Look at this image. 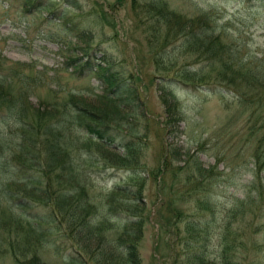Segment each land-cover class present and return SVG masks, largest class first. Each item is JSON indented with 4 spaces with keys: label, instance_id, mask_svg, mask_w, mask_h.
Returning <instances> with one entry per match:
<instances>
[{
    "label": "rangeland",
    "instance_id": "rangeland-1",
    "mask_svg": "<svg viewBox=\"0 0 264 264\" xmlns=\"http://www.w3.org/2000/svg\"><path fill=\"white\" fill-rule=\"evenodd\" d=\"M160 1L183 19L211 11L208 32L216 33L228 24L239 44L240 57L245 62L261 57L264 12L256 10L251 0H0V77L8 76L17 82L16 77L24 80L26 75L23 90L18 92L21 83H14L15 95L0 102L2 111H7V104L14 108L9 119L0 115V129L8 133V128H33L29 126L41 119L49 137L59 143L55 151L61 156L60 145L70 137L71 142H67L74 150L70 160L80 173L81 184H85L90 208L107 215L115 226L117 209L125 204L141 206L145 222L137 250L142 264H173L169 253L174 247L183 250L179 235L185 233V221L199 223L206 219L211 222L203 242L204 264H220V236L225 222L232 217L230 228L239 236L237 250L242 254V264H252L260 255L254 242L262 240L263 228L255 217L254 223L249 221L251 207L256 204L264 214V163L257 168L258 176H254L247 109L238 104L230 88L211 81L191 85L171 78L190 59L170 43L172 54L166 58H173L161 63L157 47L150 44L154 36L147 34V7ZM105 57L116 62L115 69L125 70L127 84L119 83V76H109ZM125 90H130L132 96ZM219 90L225 96L219 95ZM106 94L112 101L103 97ZM70 96L93 110L98 109L97 105L110 108V115L121 125L125 123L122 118L130 120L132 115L133 120L147 123L146 135L137 145L138 161L125 158L122 162L133 163V172L106 166L105 160L121 163L112 159L114 154L124 153L120 140L104 147L91 144L86 150L85 130L72 121L68 111L72 108ZM24 117L26 122L21 121ZM122 132L126 133V129ZM59 135L63 140H58ZM164 162H168L166 167ZM198 163L203 169H214L203 184L196 181L197 176L202 177ZM133 196L139 201H129ZM108 200L116 207L114 212L108 209ZM238 203L245 205V214H238ZM177 217L182 219L178 224ZM116 231L117 228L106 230L107 241L113 240ZM96 242L94 236L87 238L90 246ZM106 246L116 260L119 252L114 243ZM39 251L49 264L63 262L62 253L49 244L43 243ZM90 254L82 251L88 264H99ZM11 261L10 255L0 256V264H12Z\"/></svg>",
    "mask_w": 264,
    "mask_h": 264
},
{
    "label": "trees",
    "instance_id": "trees-1",
    "mask_svg": "<svg viewBox=\"0 0 264 264\" xmlns=\"http://www.w3.org/2000/svg\"><path fill=\"white\" fill-rule=\"evenodd\" d=\"M251 1L256 10L264 12V0ZM147 8L150 11L149 15L145 17V23L150 26V28H148L150 32L147 31V34L151 33V35L154 36V39L150 40V44H152L153 47H157L158 50L156 55L160 56V62L165 63L164 60L173 58H166V56L172 54L169 50L170 46H168L170 43H175L174 47L178 48L182 54L188 56L187 58L190 59L189 64H182L179 69H176L173 72L175 74H173L174 76H171V78L181 83L184 82L191 85H201L211 81L225 89L230 88L233 90V94L236 95V101L238 104L242 105L244 109H247L246 117L249 122L247 127L249 141L250 143H253L251 147V155L255 163L254 167H256L253 175L257 177V168L264 163V50L261 57L251 58L249 61L245 62V60L239 55V44L235 42V38H233L232 33H230V27L228 24L221 27L216 33H214L213 30H209V32L207 31L211 23L210 15L208 14L211 11H206L207 13H199L197 18L189 17L183 19L180 13L169 9L165 1H160L154 5L149 4V7ZM212 17L213 15L211 18ZM169 40L170 42L168 43ZM103 59L107 62L109 60L107 57ZM15 63L16 62H14V64ZM82 66H84V64ZM0 67H3L1 62ZM106 67L105 70H108L109 76L110 74L119 76V83L123 81L126 82V84L128 83L127 77L129 76L126 75L127 73H125V70L114 69V66L109 67V65ZM109 76H107V78ZM161 79L163 80L164 76L161 77ZM16 80L21 83L17 88V91L20 92L23 90L24 85L22 83L26 81V75L24 76V80L21 77H16ZM17 82L10 79L8 76L0 77V85L3 86L2 90H0V96L3 94V96L0 97V102L8 98L10 95H15L13 86L14 83ZM125 91V94L127 91L130 93L129 95H126L132 96L130 90ZM224 94L225 93L222 91L219 92V95ZM103 97H106V100L112 101L108 94ZM74 100L75 99L72 96L69 97L72 108L68 109V111L71 113L72 121L77 125L79 124V127L82 126L81 128L85 130L86 136L84 137L85 141L83 146L86 149L91 148L93 145L102 147L107 145L110 146L116 140H120L122 141L121 144L125 150L121 155L114 154V157L112 158L113 161L118 160V162L122 163L124 162L123 159L127 158L133 162L131 159H136L138 157L139 153L137 154V145L141 142L143 136L146 135L144 130L147 129V123L144 124L139 120H133L132 117L135 115H132L128 121L125 120V118L122 119V121L125 122V124H122L124 127L122 128L120 127L122 126L120 124L121 121H115L116 119L113 120V115H110V108L97 105L100 110L97 109L93 111L88 105H84L77 100L74 102ZM9 101L10 99H7V102ZM12 105L7 104V106H5L8 108L7 111H2L0 109V115H4V119L10 118L9 115H11V112L14 110ZM115 111L116 110L113 112L116 113ZM25 116L27 115L25 114ZM24 120L26 122L27 118H21V121ZM36 121L37 124L34 123L31 126L33 128L18 129V127H13L12 129H7V131H9L8 133H5L0 129V256L3 257L10 255L13 260L11 261L12 264H49L41 256L39 251L42 244L48 242L45 244H51V246L57 251H60L64 256L61 264H88L87 259L82 257V251L85 253H91L90 255L92 258H95V261L99 264H142L136 247L137 240L142 236V225L144 221L141 206H139V204H125L120 208L122 212L119 209H117L119 212H117V210L114 212L116 207L112 205L113 202L111 203L108 200V209L113 211L116 217H119L116 218L117 223L115 226L108 221L107 215H102L96 208H90V205L86 204L88 202V196L84 190L85 184H81L80 179H78L80 178V173L76 170L73 162L70 160L71 153L72 151L74 152L73 148L67 142H71L70 137L65 138L64 143L60 145L63 149L59 150L63 153L62 156L58 154L55 156V149L56 146L58 147L59 143L56 142V139L54 142L52 138L48 136L49 133L47 128L44 126V122L41 121V119ZM123 129H126L125 134L122 132ZM112 132L114 134H112ZM58 138L62 139V135H59ZM66 161L68 162L65 163ZM136 161L138 160L136 159ZM107 162V167L116 166L115 168L119 169L122 166H128L129 168L131 167L130 169L132 170L135 169L133 168V163L121 164L105 160V163ZM167 165L168 162H164V166L166 167ZM197 168L201 174L199 176H202H197L196 181L198 184L206 182V178L211 177L214 172V169H203L199 163L197 164ZM72 169L78 173L75 175ZM58 175L60 177H58ZM66 182L67 185H65ZM62 185L65 187H59ZM69 186L73 190H71ZM37 192L41 195H36ZM257 192L259 196H261V192L258 190ZM9 198H12L13 200H10ZM38 198L40 199L38 200ZM14 201L17 202L15 203ZM129 201L135 202L139 200L133 196L129 198ZM199 201H201L200 198H198V202ZM236 206L238 208L241 206L239 212L245 214V205L238 203ZM233 211H235V208ZM251 212L252 217L249 223H254L255 221L253 219L255 217V219L258 220L257 223H261L263 228L262 240L254 242V244L257 243L258 249L261 250L260 255L258 254L254 257L252 264H264V214L261 211L259 204H256L255 207L252 206ZM89 214H92L91 218ZM119 214L121 215L119 216ZM177 215H180V213L178 212ZM94 217L96 220H94ZM181 220L180 217H177L175 223L178 224ZM90 221H93V223L89 224ZM205 221H198L200 224L192 220L185 221V233L184 235H179L181 236L179 238L184 244V248L181 251L174 247L171 249V253H169V257L173 258V260L171 259L173 264L177 261L179 264H204V262H206L204 261L206 246L203 241L208 238L206 232H208L207 222L209 220L206 219ZM139 222H142L141 225ZM204 222L205 227H202L204 226L202 225ZM231 222L232 218L225 222L223 233L220 236V250L218 253L220 264H242V254L237 250L238 245L241 242H239L237 232L230 228ZM45 224L48 225L44 227ZM116 228L117 231L113 240L107 241L106 230L114 229L115 231ZM177 229H180V225H177ZM201 231L204 232L203 236H200L202 233ZM178 233L179 232L176 234ZM91 236L97 238L96 245L94 246H90V244L87 243V238ZM108 242L114 243L115 248L119 252L118 256L115 255L116 260L110 255L113 253L112 249H107L106 245ZM76 245L78 248L76 247L72 252L69 251ZM173 245L175 246V243ZM249 262L251 263V261Z\"/></svg>",
    "mask_w": 264,
    "mask_h": 264
},
{
    "label": "bare ground",
    "instance_id": "bare-ground-1",
    "mask_svg": "<svg viewBox=\"0 0 264 264\" xmlns=\"http://www.w3.org/2000/svg\"><path fill=\"white\" fill-rule=\"evenodd\" d=\"M31 5H32V4H31ZM107 57H109V56H107ZM90 59H91V58H90ZM107 59H108V58H107ZM113 59H114V58H113ZM115 59H116V58H115ZM97 63H98V62H97ZM106 64H107L106 66L109 65V67H110V66H114V67L116 66V62L113 61V60L110 59V58H109L108 62H106ZM96 67H97V66H96ZM106 68H107V67H106ZM114 69H115V68H114ZM99 70H100V69H99ZM197 72H198V71H197ZM206 72H207V71H206ZM95 73H96V72H95ZM97 73H98V72H97ZM204 73H205V72H204ZM208 73H209V72H208ZM208 73H207V74H208ZM198 74H200V73H198ZM205 74H206V73H205ZM100 75H101V74H100ZM100 75H99V76H100ZM243 83H244V82H243ZM245 83H246V82H245ZM173 86H174V84H173ZM243 86H245V85H243ZM168 87H169V86H168ZM246 87H247V86H246ZM175 89H176V88H175ZM176 90H177V89H176ZM219 91H220V90H219ZM172 92H173V91H172ZM174 92H175V91H174ZM220 92H221V91H220ZM180 93H181V92H180ZM180 93H179V94H176V95H180ZM216 94H217V93H215V95H216ZM181 95H182V94H181ZM218 96H219V95H218ZM221 96H222V95H221ZM224 96H225V95H224ZM82 98H83V97H82ZM220 98H221V97H220ZM74 99H75V98H74ZM80 99H81V98H80ZM126 99H127V100H130V101L134 100V99H129L128 97H127ZM180 99H181V97H180ZM75 100H76V99H75ZM75 100H74V102H75ZM80 101H81V100H80ZM80 101H79V102H80ZM119 102H120V101H119ZM124 103H126V102H124ZM78 104H79V103H78ZM78 104H77V106H78ZM127 105H128V104H127ZM91 111H92V110H91ZM93 111H94V110H93ZM96 113H97V112H96ZM101 114H102V113H101ZM95 115H96V114H95ZM91 116H92V114H91ZM98 116H99V115H98ZM113 116H114V115H113ZM88 118H89V117H88ZM92 118H93V117H92ZM92 118H91V119H92ZM102 118H103V117H102ZM89 119H90V118H89ZM111 119H112V118H111ZM117 119H118V118H117ZM122 119H123V118H122ZM63 120H64V119H63ZM82 120H83V119H82ZM86 120H87V119H86ZM102 120H103V119H102ZM105 120H106V119H105ZM105 120H104V121H105ZM113 120H114V119H113ZM92 121H93V120H92ZM127 121H128V120H127ZM168 121H169V120H168ZM168 121H167V123H168ZM29 122H30V121H29ZM60 122H61V121H60ZM65 122H66V121H65ZM96 122H97V121H96ZM119 122H120V121H119ZM53 123H54V122H53ZM55 123H56V122H55ZM110 123H111V122H110ZM110 123H109V124H110ZM113 123H114V122H113ZM113 123H112V124H113ZM2 124H3V123H2ZM23 124H25V123H23ZM72 124H73V123H72ZM75 124H76V123H75ZM83 124H84V123H83ZM124 124H125V123H124ZM6 125H7V124H6ZM13 125H14V123H13ZM78 125H79V124H78ZM107 125H108V124H107ZM126 125H127V124H126ZM126 125H125V126H126ZM86 126H87V125H86ZM114 126H115V125H114ZM122 126H123V125H122ZM122 126H121V127H122ZM12 127H13V126H12ZM29 127H31V126H29ZM81 127H82V126H81ZM94 127H95V126H94ZM118 127H119V126H118ZM72 128H73V127H72ZM83 128H84V127H83ZM88 128H89V127H88ZM10 129H11V128H10ZM18 129H19V128H18ZM81 129H82V128H81ZM110 129H112V128H110ZM110 129H109V130H110ZM118 129H119V128H118ZM89 130H90V129H89ZM128 130H129V129H128ZM12 131H13V130H12ZM65 131H66V130H65ZM110 131H111V130H110ZM113 131H114V130H113ZM133 131H134V130H133ZM8 132H9V131H8ZM20 132H21V131H20ZM135 132H136V130H135ZM87 133H88V131H87ZM136 133H137V132H136ZM19 134H21V133H19ZM26 134H27V133H26ZM47 134H48V133H47ZM112 134H114V133L112 132ZM116 134H117V133H116ZM123 134H125V133H123ZM121 135H122V134H121ZM128 135H129V134H128ZM16 136H17V135H16ZM48 136H49V135H48ZM126 136H127V135H126ZM130 136H131V135H130ZM95 137H96V136H95ZM119 137H121V136H119ZM138 137H139V136H138ZM101 138H102V137H101ZM101 138H100V139H101ZM122 138H123V137H122ZM135 138H136V137H135ZM53 139H54V138H53ZM93 139H94V138H93ZM93 139H92V140H93ZM26 140H27V139H26ZM54 140H55V139H54ZM58 140H59V138H58ZM101 140H102V139H101ZM122 140H123V139H122ZM86 141H87V140H86ZM108 141H109V140H108ZM13 142H14V141H13ZM104 142H105V141H104ZM110 142H111V141H110ZM135 142H136V141H135ZM29 143H30V142H29ZM29 143H28V144H29ZM95 143H96V142H95ZM107 143H108V142H107ZM111 143H112V142H111ZM111 145H112V144H111ZM28 146H29V145H28ZM97 146H98V145H97ZM58 148H59V147H58ZM78 149H79V148H78ZM167 149H168V148H167ZM62 150H63V149H62ZM86 150H87V149H86ZM86 150H85V151H86ZM23 151H24V150H23ZM28 151H29V150H28ZM34 151H35V150H34ZM85 151H82V152H85ZM97 151H98V150H97ZM162 151H163V150H162ZM80 152H81V151H80ZM126 152H127V151H126ZM169 152H170V151H169ZM169 152H168V153H169ZM3 153H4V152H3ZM38 153H39V152H38ZM85 153H86V152H85ZM93 153H94V152H93ZM62 154H63V153H62ZM263 154H264V153H263ZM52 155H53V154H52ZM56 155H57V154H56ZM56 155H55V156H56ZM58 155H59V154H58ZM79 155H80V154H79ZM124 155H125V154H124ZM49 156H50V155H49ZM64 156H65V155H64ZM64 156H63V157H64ZM164 156H165V155H164ZM32 157H33V156H32ZM52 157H53V156H52ZM66 157H67V156H66ZM261 157H262V156H261ZM263 157H264V155H263ZM37 158H38V157H37ZM40 159H41V158H40ZM67 159H68V158H67ZM166 159H167V158H166ZM27 160H28V159H27ZM49 160H50V159H49ZM259 160H260V159H259ZM18 161H19V160H18ZM53 161H54V160H53ZM261 161H262V160H261ZM0 162H1V161H0ZM14 162H15V161H14ZM19 162H20V161H19ZM67 162H68V161H66L65 163H67ZM71 162H72V161H71ZM141 162H142V161H141ZM59 163H60V162H59ZM258 163H259V162H258ZM8 164H10V163H8ZM21 164H22V163H21ZM30 165H31V164H30ZM58 165H59V164H58ZM77 165H78V164H77ZM12 166H13V165H12ZM18 166H19V165H18ZM25 166H26V165H25ZM34 166H35V164H34ZM34 166H33V167H34ZM10 167H11V166H10ZM14 167H15V166H14ZM26 167H27V166H26ZM130 168H131V167H130ZM130 168H129L128 166H122V167H121V169H123V170H127V171L129 170V171L132 172L133 170L130 169ZM133 168H135V167H133ZM138 168H139V167H138ZM60 169H61V168H60ZM66 169H67V167H66ZM78 169H79V167H78ZM144 169H145V168H144ZM30 170H31V169H30ZM56 170H57V169H56ZM62 170H63V168H62ZM142 170H143V169H142ZM69 171H70V170H69ZM139 171H140V170H139ZM4 172H5V171H4ZM34 172H35V171H34ZM64 172H65V171H64ZM0 173H1V172H0ZM43 173H44V171H43ZM54 173H55V172H54ZM77 173H78V172H77ZM140 173H141V172H140ZM22 174H23V173H22ZM24 174H25V173H24ZM33 174H34V173H33ZM50 174H51V173H50ZM143 174H144V173H143ZM46 175H47V174H46ZM51 175H53V174H51ZM13 176H14V175H13ZM15 176H16V175H15ZM36 176H37V175H36ZM40 176H41V175H40ZM20 177H21V175H20ZM45 177H46V176H45ZM58 177H60V176L58 175ZM71 177H72V176H71ZM63 178H64V177H63ZM20 179H21V178H20ZM24 179H25V178H24ZM45 179H47V178H45ZM58 179H59V178H58ZM22 180H23V178H22ZM60 180H61V179H60ZM69 180H70V179H69ZM45 181H46V180H45ZM66 181H67V180H66ZM32 182H33V181H32ZM71 182H72V181H71ZM51 183H52V182H51ZM53 183H55V182H53ZM19 184H20V183H19ZM31 184H32V183H31ZM33 184H34V183H33ZM39 184H40V183H39ZM5 185H6V184H5ZM35 185H36V184H35ZM41 185H42V184H41ZM49 185H51V184H49ZM53 185H54V184H53ZM57 185H60V184H57ZM65 185H67V182L65 183ZM68 185H69V184H68ZM70 185H71V184H70ZM37 186H38V185H37ZM42 186H43V185H42ZM74 186H75V185H74ZM89 186H90V185H89ZM92 186H93V185H92ZM92 186H91V187H92ZM59 187H65V186L62 185V186H59ZM59 187H58V188H59ZM69 187H70V186H69ZM72 187H73V186H72ZM78 187H79V186H78ZM67 188H68V187H67ZM70 188H71V187H70ZM75 188H76V187H75ZM35 189H36V188H35ZM61 189H62V188H61ZM88 189H89V188H88ZM96 189H97V188H96ZM71 190H73V189L71 188ZM97 190H98V189H97ZM12 191H14V190H12ZM29 191H30V190H29ZM59 191H60V190H59ZM67 191H68V189H67ZM83 191H84V190H83ZM93 191H94V189H93ZM43 192H44V191H43ZM69 192H70V191H69ZM87 192H89V191H87ZM108 192H109V191H108ZM17 193H18V192H17ZM83 194H84V193H83ZM88 194H89V193H88ZM14 195H15V194H14ZM80 195H81V194H80ZM101 195H102V194H101ZM106 195H107V194H106ZM42 196H43V195H42ZM85 196H86V195H85ZM21 197H22V196H21ZM23 197H24V196H23ZM53 197H54V196H53ZM78 197H80V196H78ZM90 197H92V196H90ZM30 198H31V197H30ZM82 198H83V197H82ZM9 199H10V198H9ZM39 199H40V198H38V200H39ZM6 200H7V199H6ZM10 200H13V199L11 198ZM28 200H29V199H28ZM77 200H79V199H77ZM83 200H84V199H83ZM83 200H82V201H83ZM85 200H86V198H85ZM87 200H88V199H87ZM50 201H51V200H50ZM50 201H49V202H50ZM80 201H81V200H80ZM91 201H92V200H91ZM8 202H9V201H8ZM14 202H15V201H14ZM16 202H17V201H16ZM16 202H15V203H16ZM92 202H93V201H92ZM80 203H81V202H80ZM122 203H123V202H122ZM22 204H23V203H22ZM82 204H83V203H82ZM123 204H124V203H123ZM11 206H12V205H11ZM28 206H29V205H28ZM202 206H203V205H202ZM7 207H8V206H7ZM33 207H34V206H33ZM33 207H32V208H33ZM52 207H54V206H52ZM14 208H15V207H14ZM14 208H13V209H14ZM32 208H31V210H32ZM79 208H80V207H79ZM121 208H122V207H121ZM238 209H240V207H239ZM18 210H19V209H18ZM23 210H24V209H23ZM34 210H35V209H34ZM119 210H120V209H119ZM42 211H43V210H42ZM120 211H121V210H120ZM143 211H144V210H143ZM239 211H240V210H239ZM115 212H116V211H115ZM117 212H119V211L117 210ZM121 212H122V211H121ZM11 213H12V211H11ZM15 213H16V212H15ZM39 213H40V212H39ZM54 213H55V212H54ZM143 213H144V212H143ZM239 213H241V212H239ZM239 213H238V214H239ZM37 214H38V213H37ZM51 214H52V213H51ZM113 214H114V213H113ZM126 214H127V213H126ZM120 215H121V214H119V216H120ZM135 215H136V214H135ZM12 216H13V215H12ZM29 216H30V215H29ZM112 216H113V215H112ZM123 216H124V215H123ZM139 216H140V215H139ZM30 217H31V216H30ZM49 217H50V216H49ZM117 217H118V216H117ZM234 217H235V216H234ZM236 217H237V216H236ZM137 218H139V217H137ZM232 218H233V217H232ZM237 218H238V217H237ZM131 219H133V218H131ZM135 219H136V218H135ZM20 220H21V219H20ZM20 220H19V221H20ZM12 221H13V220H12ZM21 221H22V220H21ZM120 221H121V220H120ZM202 221H203V220H202ZM32 222H33V221H32ZM42 222H43V221H42ZM61 222H62V221H61ZM144 222H145V221H143V224H144ZM209 222H211V221H209ZM13 223H15V222H13ZM40 223H41V222H40ZM40 223H39V224H40ZM139 223H140V222H139ZM141 223H142V222H141ZM141 223H140V225H141ZM207 223H208V222H207ZM193 224H194V223H193ZM199 224H200V223H199ZM18 225H19V224H18ZM37 225H38V224H37ZM42 225H43V223H42ZM47 225H48V224H47ZM47 225L45 224L44 227L47 226ZM209 225H210V224H209ZM11 226H12V225H11ZM32 226H34V225H32ZM197 226H198V225H197ZM204 226H205V225H204ZM37 227H38V226H37ZM202 227H203V226H202ZM39 228H40V226H39ZM50 228H51V227H50ZM117 228H118V227H117ZM208 228H209V227H208ZM61 229H62V228H61ZM61 229H60V230H61ZM129 229H130V228H129ZM138 229H139V228H138ZM10 230H12V229H10ZM30 230H31V229H30ZM133 230H135V229H133ZM12 231H13V230H12ZM57 231H58V230H57ZM139 231H140V230H139ZM142 231H144V230H142ZM189 231H190V230H189ZM193 231H194V230H193ZM193 231H192V232H193ZM208 231H209V230H208ZM6 232H7V231H6ZM58 232H59V231H58ZM4 233H5V232H4ZM9 233H10V232H9ZM63 233H64V232H63ZM66 233H67V232H66ZM139 233H140V232H139ZM139 233H138V234H139ZM206 233H207V232H206ZM211 233H212V232H211ZM47 234H48V233H47ZM47 234H46V235H47ZM58 234H59V233H58ZM208 235H209V234H208ZM0 236H1V235H0ZM40 236H41V235H40ZM43 236H44V235H43ZM69 236H70V235H69ZM193 236H194V235H193ZM196 237H197V236H196ZM50 238H52V237H50ZM127 238H128V237H127ZM39 239H40V238H39ZM47 239H49V238H47ZM58 239H59V238H58ZM62 239H63V238H62ZM65 239H66V238H65ZM65 239H64V240H65ZM135 239H136V237H135ZM137 239H138V238H137ZM191 239H193V238H191ZM55 240H56V239H55ZM35 241H36V240H35ZM50 241H51V240H50ZM50 241H49V242H50ZM137 241H140V239L137 240ZM204 241H205V240H204ZM204 241H203V242H204ZM54 242H55V241H54ZM67 242H68V241H67ZM125 242H126V241H125ZM45 243H48V242H45ZM61 243H62V242H61ZM129 244H130V243H129ZM136 244H137V243H136ZM50 245H51V244H50ZM137 245H138V244H137ZM204 245H205V244H204ZM60 246H61V245H60ZM227 246H228V245H227ZM136 247H137V246H136ZM43 248H44V247H43ZM221 248H222V247H221ZM223 248H224V247H223ZM226 248H227V247H226ZM138 249H139V248H138ZM139 250H140V249H139ZM225 250H226V249H225ZM223 253H224V251H223ZM226 253H227V252H226ZM43 255H44V254H43ZM80 257H81V256H80ZM81 259H82V258H81ZM12 261H13V260H12ZM199 261H200V260H199ZM204 261H205V260H204ZM221 261H222V260H221ZM226 261H227V260H226ZM14 262H16V261H14ZM3 264H4V263H3ZM21 264H22V263H21Z\"/></svg>",
    "mask_w": 264,
    "mask_h": 264
}]
</instances>
